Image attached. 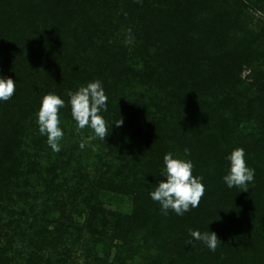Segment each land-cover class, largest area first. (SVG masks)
Masks as SVG:
<instances>
[{
  "label": "trees",
  "instance_id": "obj_1",
  "mask_svg": "<svg viewBox=\"0 0 264 264\" xmlns=\"http://www.w3.org/2000/svg\"><path fill=\"white\" fill-rule=\"evenodd\" d=\"M264 0H0V264H264ZM99 80L107 136L77 130L69 91ZM55 93L54 152L37 112ZM122 126H117L120 120ZM85 147L81 148L80 144ZM248 190L223 181L234 148ZM190 150L199 207L151 199ZM214 232L210 251L189 230Z\"/></svg>",
  "mask_w": 264,
  "mask_h": 264
},
{
  "label": "clouds",
  "instance_id": "obj_2",
  "mask_svg": "<svg viewBox=\"0 0 264 264\" xmlns=\"http://www.w3.org/2000/svg\"><path fill=\"white\" fill-rule=\"evenodd\" d=\"M16 90V81L11 77L0 75V102H6L13 98ZM68 104L71 107L72 119L76 122L77 130L90 128L94 136L104 140L107 136V123L103 113L108 112V97L102 82L95 80L80 86L76 91L67 93ZM66 106L65 100L55 93L44 95L40 101L37 112V124L41 136L47 137V144L54 152L61 150L60 141L64 137V131L60 127V109ZM117 126L123 125L121 119ZM85 147L84 143L80 144ZM190 150L185 148L183 156L166 153L163 158L161 176L153 191L149 193L151 199L158 202L163 215H168L169 210L178 216H183L192 209L199 207L205 194L203 176L194 175V165L191 159H187ZM225 159L228 162L227 173L223 181L228 188L242 187L248 190V185L254 183L255 169L247 164L246 153L243 148H234ZM189 236L193 241L202 242L210 251H215L218 242H221L214 232L189 230Z\"/></svg>",
  "mask_w": 264,
  "mask_h": 264
},
{
  "label": "rangeland",
  "instance_id": "obj_3",
  "mask_svg": "<svg viewBox=\"0 0 264 264\" xmlns=\"http://www.w3.org/2000/svg\"><path fill=\"white\" fill-rule=\"evenodd\" d=\"M251 13H252V16L254 17L253 21L255 23H258L261 19L264 20V12L263 11H260V10L256 11L255 9H253L251 11Z\"/></svg>",
  "mask_w": 264,
  "mask_h": 264
}]
</instances>
